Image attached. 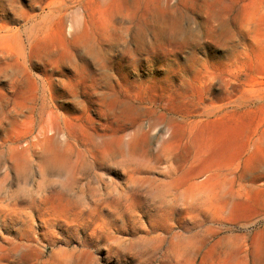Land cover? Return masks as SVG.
Returning <instances> with one entry per match:
<instances>
[{
  "label": "rangeland",
  "instance_id": "rangeland-1",
  "mask_svg": "<svg viewBox=\"0 0 264 264\" xmlns=\"http://www.w3.org/2000/svg\"><path fill=\"white\" fill-rule=\"evenodd\" d=\"M263 97L264 0H0V264H216L236 237L257 264L264 214L231 217L228 191L261 150L236 140L210 171L216 218L166 181L198 169L191 122Z\"/></svg>",
  "mask_w": 264,
  "mask_h": 264
},
{
  "label": "bare ground",
  "instance_id": "bare-ground-1",
  "mask_svg": "<svg viewBox=\"0 0 264 264\" xmlns=\"http://www.w3.org/2000/svg\"><path fill=\"white\" fill-rule=\"evenodd\" d=\"M255 10V7L251 9V16ZM247 97L250 101H254V98H262V96ZM207 114L209 115L208 118L190 123L191 138H201L204 140L202 148L199 151L202 159H200L199 164L197 163V171L192 172V169H184L182 173H175L173 171L172 176L167 177L168 180L166 182L176 190L181 189L187 184V188L183 189L184 191L181 194H177V197L188 200V209L211 214L212 218L213 216L216 218L218 211H212L210 207L211 202L215 198H218L219 191L217 187L222 183L220 180L215 179L210 171L223 164L226 152L232 149L233 143L236 140L246 139V144L248 143L250 147L263 152L261 160L263 168L253 167L249 170L248 179L239 183L240 190L228 191L234 198L229 208V213L231 217L245 216L248 220H251V216L257 214V211L254 210L255 208H258L260 214H264V101L257 105H237L232 109L224 107L210 108L207 110ZM211 116H214V118ZM197 176L204 177L205 180L193 183L192 180ZM228 178L234 177L226 175L222 182L228 183ZM198 195H200V198L194 201V196ZM39 203L43 210L53 217L51 219L63 217L70 209L69 204L66 205L64 197L60 193L50 194L45 192L41 194ZM220 206L221 209L224 208L223 201L220 202ZM243 228H249V223L244 225ZM261 230H264V227ZM176 239L173 242L176 252L182 255H189L191 239L182 236H176ZM242 239L243 237L230 238L228 250L220 259L215 261L216 264H253L255 261L250 258V244ZM32 242L30 241V243ZM34 247L30 245V248ZM35 250L38 253L42 252L40 248H36ZM1 261L2 258H0ZM257 264H264V255L257 258Z\"/></svg>",
  "mask_w": 264,
  "mask_h": 264
},
{
  "label": "snow or ice",
  "instance_id": "snow-or-ice-1",
  "mask_svg": "<svg viewBox=\"0 0 264 264\" xmlns=\"http://www.w3.org/2000/svg\"><path fill=\"white\" fill-rule=\"evenodd\" d=\"M85 98H87V97H85Z\"/></svg>",
  "mask_w": 264,
  "mask_h": 264
}]
</instances>
